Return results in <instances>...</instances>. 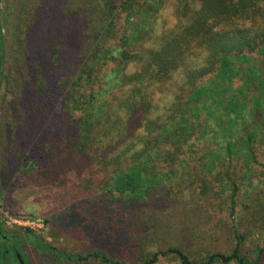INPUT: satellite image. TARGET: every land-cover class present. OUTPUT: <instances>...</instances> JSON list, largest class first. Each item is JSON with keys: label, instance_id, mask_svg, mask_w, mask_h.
Segmentation results:
<instances>
[{"label": "trees", "instance_id": "obj_1", "mask_svg": "<svg viewBox=\"0 0 264 264\" xmlns=\"http://www.w3.org/2000/svg\"><path fill=\"white\" fill-rule=\"evenodd\" d=\"M2 89L0 200L64 174L84 251L0 219V264H264V0H0Z\"/></svg>", "mask_w": 264, "mask_h": 264}, {"label": "rangeland", "instance_id": "obj_2", "mask_svg": "<svg viewBox=\"0 0 264 264\" xmlns=\"http://www.w3.org/2000/svg\"><path fill=\"white\" fill-rule=\"evenodd\" d=\"M184 1V0H180ZM13 8L15 10V7L13 5ZM10 61L6 62L5 70H8L10 67ZM2 87V86H1ZM0 97L7 99L6 101L10 100V97L8 96V93H4L3 89L0 92ZM5 107V105H0V116L2 114V109ZM261 173L260 171H255L253 169L252 173H249L247 177L245 178V187H249L251 184L256 185V175ZM263 175V174H262ZM68 180L70 182L73 181L72 174L69 175ZM67 178L64 174L59 175L58 177H55L54 186L52 187V184L49 180L42 179L37 183L36 186V194L32 196V198H15L10 200H0V219L4 223L5 227L9 231H15V230H23L28 229L31 232H33L36 235H39L47 242L51 243L56 248L67 251L70 253H77V252H83L84 246L83 241L75 239L73 236H67L64 234H60L58 231L47 228L43 225V217H48L51 213L54 207H56V202L54 199L56 198H64L66 197V188L69 184L66 183ZM262 184L264 185V176L262 177ZM241 185V184H240ZM244 187V185H243ZM264 186H262V189ZM179 192V191H178ZM187 195V193H186ZM187 197V196H186ZM171 214L174 213L172 209L169 210ZM22 216V217H18ZM25 216H28L24 218ZM19 221H23L25 223L28 222L29 226H23L18 225ZM263 221V220H262ZM252 226V227H251ZM248 225L245 227H239V232L243 233L245 236L244 243H243V250L246 253H250L253 251H256L257 247L264 246V224H262V230H259V228L254 227L253 225ZM30 227V228H28ZM222 231L223 235L220 240H216L213 245L211 246L212 249L216 248L217 250L223 251V252H229L233 249L235 245V238L233 233L230 229V224L226 226L225 224H222ZM67 236V237H66ZM24 251L28 257L32 260L33 264H38L40 262L41 257L38 255V253L34 252L33 247L31 245L26 244L24 245ZM40 258V259H39ZM46 264H51L50 261H47ZM52 264H59L57 262H53ZM61 264H66L61 262ZM81 264V263H80ZM85 264V263H82Z\"/></svg>", "mask_w": 264, "mask_h": 264}, {"label": "flooded vegetation", "instance_id": "obj_3", "mask_svg": "<svg viewBox=\"0 0 264 264\" xmlns=\"http://www.w3.org/2000/svg\"><path fill=\"white\" fill-rule=\"evenodd\" d=\"M0 238H2V236H1V234H0ZM8 243H9V241H8ZM22 251H23V254L21 253L20 254V252H18V258H20V255H21V257L22 258H24L23 260L25 261V256H26V258L30 261V263H31V259L26 255V253H25V251H24V246H23V248H22ZM5 254H7V252H5ZM20 264H23V261L20 259Z\"/></svg>", "mask_w": 264, "mask_h": 264}, {"label": "built area", "instance_id": "obj_4", "mask_svg": "<svg viewBox=\"0 0 264 264\" xmlns=\"http://www.w3.org/2000/svg\"><path fill=\"white\" fill-rule=\"evenodd\" d=\"M22 222H23V221H19V222H18V225L23 226V224H25V226H29V224H28L27 221H26L25 223H23V224H22ZM28 228H30V227H28Z\"/></svg>", "mask_w": 264, "mask_h": 264}]
</instances>
